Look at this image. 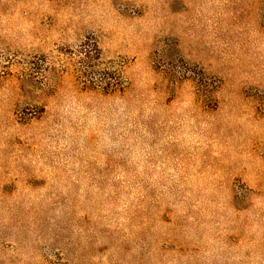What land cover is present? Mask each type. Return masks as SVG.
Masks as SVG:
<instances>
[{"label": "rangeland", "instance_id": "rangeland-1", "mask_svg": "<svg viewBox=\"0 0 264 264\" xmlns=\"http://www.w3.org/2000/svg\"><path fill=\"white\" fill-rule=\"evenodd\" d=\"M0 264H264V0H0Z\"/></svg>", "mask_w": 264, "mask_h": 264}, {"label": "trees", "instance_id": "trees-1", "mask_svg": "<svg viewBox=\"0 0 264 264\" xmlns=\"http://www.w3.org/2000/svg\"><path fill=\"white\" fill-rule=\"evenodd\" d=\"M96 52H97V49L93 51V54H95ZM87 57H88V58H91V57L93 58V55L91 56V55H88V54H87ZM115 83L117 84L118 82H115ZM110 85H111V83H110Z\"/></svg>", "mask_w": 264, "mask_h": 264}]
</instances>
